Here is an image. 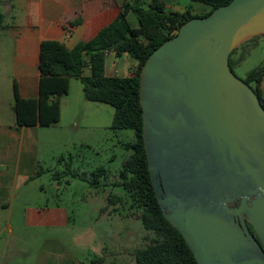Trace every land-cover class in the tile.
<instances>
[{"label": "water", "instance_id": "95a60500", "mask_svg": "<svg viewBox=\"0 0 264 264\" xmlns=\"http://www.w3.org/2000/svg\"><path fill=\"white\" fill-rule=\"evenodd\" d=\"M263 35L264 0H232L185 22L140 72L152 186L197 264H264V106L230 66Z\"/></svg>", "mask_w": 264, "mask_h": 264}, {"label": "rangeland", "instance_id": "374dc122", "mask_svg": "<svg viewBox=\"0 0 264 264\" xmlns=\"http://www.w3.org/2000/svg\"><path fill=\"white\" fill-rule=\"evenodd\" d=\"M12 2L1 0L6 7ZM167 5L193 16L209 10L192 0ZM130 21L137 23L135 14ZM231 58L244 81L264 68V35ZM71 80L69 95L60 100V122L40 127L36 178L20 185L11 209H0V264H137L136 251L154 238L142 225L141 211L131 209L125 191L115 186L134 133L111 129L114 108L86 100L82 83ZM100 168L107 179L95 184L92 174ZM111 196L122 201L109 204Z\"/></svg>", "mask_w": 264, "mask_h": 264}, {"label": "trees", "instance_id": "16d2710c", "mask_svg": "<svg viewBox=\"0 0 264 264\" xmlns=\"http://www.w3.org/2000/svg\"><path fill=\"white\" fill-rule=\"evenodd\" d=\"M231 1L192 0L209 8L201 16H193L190 11L179 13L170 10L166 0L128 1L112 23L91 40L80 42L71 50L60 41L44 40L41 43L38 98H22L18 85L14 84L13 110L18 127L49 128L60 122V98L67 94L69 80L78 79L83 85L86 100L114 108L111 129L130 130L134 133V142L125 145L124 149L130 155L119 173L121 182L115 186L125 191L131 209L141 211L140 219L144 229L154 235L149 245L136 251L137 264H197L181 234L165 220L152 186L143 141L140 72L150 54L176 36L185 22L196 17H206ZM130 13L135 14L139 27L134 28L130 24ZM5 17L0 8V29L5 27ZM234 52L230 56L232 70L233 63H238L231 58ZM109 53H114L117 58L131 57L137 64L134 74L131 77L107 76L106 58ZM263 77L264 68L260 67L250 72L245 80L250 86L255 85L260 98L259 85ZM52 96L56 98L52 99ZM92 175L95 184L101 179H107L104 168L96 170ZM108 201L115 205L122 200L111 196Z\"/></svg>", "mask_w": 264, "mask_h": 264}, {"label": "crops", "instance_id": "0c3cea01", "mask_svg": "<svg viewBox=\"0 0 264 264\" xmlns=\"http://www.w3.org/2000/svg\"><path fill=\"white\" fill-rule=\"evenodd\" d=\"M128 1L131 0H13L6 7L0 0L6 16L5 27L0 29V209H11L20 185L37 175L40 126L18 127L13 110L14 84L22 98H38L41 43L60 41L71 50L112 23ZM132 27H139L138 21ZM125 57L123 64L124 57L109 53L106 75L131 77L137 64ZM71 81L66 95L71 91ZM259 90L263 98L264 77Z\"/></svg>", "mask_w": 264, "mask_h": 264}, {"label": "flooded vegetation", "instance_id": "af4514ba", "mask_svg": "<svg viewBox=\"0 0 264 264\" xmlns=\"http://www.w3.org/2000/svg\"><path fill=\"white\" fill-rule=\"evenodd\" d=\"M252 87L254 88V90L256 89L255 86L252 85ZM260 99H261L262 104H263V106H264V100H263V98L261 97ZM248 227H249L250 231L254 234V231H253V229H252V226H251L249 223H248Z\"/></svg>", "mask_w": 264, "mask_h": 264}]
</instances>
